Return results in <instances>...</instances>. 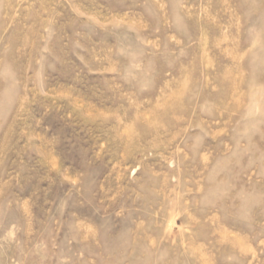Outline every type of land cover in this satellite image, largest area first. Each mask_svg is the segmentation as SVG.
<instances>
[{"label":"rangeland","instance_id":"rangeland-1","mask_svg":"<svg viewBox=\"0 0 264 264\" xmlns=\"http://www.w3.org/2000/svg\"><path fill=\"white\" fill-rule=\"evenodd\" d=\"M0 264H264V0H0Z\"/></svg>","mask_w":264,"mask_h":264}]
</instances>
